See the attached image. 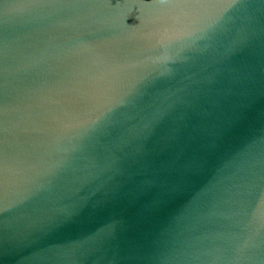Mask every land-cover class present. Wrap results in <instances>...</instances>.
I'll list each match as a JSON object with an SVG mask.
<instances>
[{"label": "water", "instance_id": "water-1", "mask_svg": "<svg viewBox=\"0 0 264 264\" xmlns=\"http://www.w3.org/2000/svg\"><path fill=\"white\" fill-rule=\"evenodd\" d=\"M0 264H264V0H0Z\"/></svg>", "mask_w": 264, "mask_h": 264}]
</instances>
